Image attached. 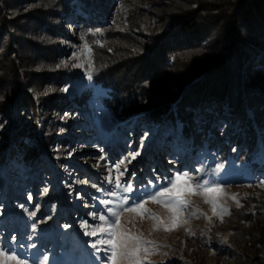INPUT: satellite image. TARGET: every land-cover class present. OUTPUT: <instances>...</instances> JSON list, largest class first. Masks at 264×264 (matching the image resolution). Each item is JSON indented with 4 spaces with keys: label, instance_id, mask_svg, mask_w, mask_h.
Returning <instances> with one entry per match:
<instances>
[{
    "label": "rangeland",
    "instance_id": "obj_1",
    "mask_svg": "<svg viewBox=\"0 0 264 264\" xmlns=\"http://www.w3.org/2000/svg\"><path fill=\"white\" fill-rule=\"evenodd\" d=\"M116 1L113 31H146L159 21L160 7L168 0ZM76 3L78 18L64 22L67 37L62 36L59 44L61 62L74 74L66 94L86 99L65 110L66 120L61 118L66 128L57 133L61 132L64 154L59 160L52 156L61 167L32 170L16 160L19 165L9 168L1 164L4 154L0 153V167L4 166L0 168V264H104L106 253L98 249L106 246L92 245L107 238L97 226L114 221L111 212L120 213L118 233L142 237L139 242L128 240V248L138 247L139 252L120 264H240L237 252L258 256L253 239L264 235V178H260L264 174L233 156L222 161L218 153L195 152L190 143L173 131L164 133L159 124L129 127V122L119 120L114 106L108 105L111 92L92 76L107 62L102 46L110 28L85 29L78 20L87 16L82 4ZM126 75L135 78L133 73ZM134 153L139 155L133 159ZM177 172H188L193 187L197 181H207L206 187L218 185V191L207 194L215 202L216 214L213 204L199 194L185 195L190 203L176 215L175 227L173 214L160 203L147 200L144 208L150 213L142 208L125 210L166 186V179ZM128 184L132 191H122ZM178 184L183 185V179ZM150 214L159 219L148 218ZM100 215L109 219L101 221ZM94 230L96 235L91 234Z\"/></svg>",
    "mask_w": 264,
    "mask_h": 264
},
{
    "label": "trees",
    "instance_id": "obj_2",
    "mask_svg": "<svg viewBox=\"0 0 264 264\" xmlns=\"http://www.w3.org/2000/svg\"><path fill=\"white\" fill-rule=\"evenodd\" d=\"M75 1L85 29L110 28L107 62L92 76L111 92L119 120L159 124L195 152L264 174V0H168L146 31H113L116 0H0L2 165L61 167L52 157L64 154L61 118L86 99L66 94L74 74L61 62ZM253 241L263 255L237 252L240 264H264V235Z\"/></svg>",
    "mask_w": 264,
    "mask_h": 264
},
{
    "label": "snow or ice",
    "instance_id": "obj_3",
    "mask_svg": "<svg viewBox=\"0 0 264 264\" xmlns=\"http://www.w3.org/2000/svg\"><path fill=\"white\" fill-rule=\"evenodd\" d=\"M91 78V77H89ZM136 155H139V153L133 154V159ZM123 163V161H121ZM118 167V166H117ZM219 167V166H218ZM183 179L184 184L179 185L178 182ZM192 179L193 177L188 172L183 173H175L172 176L168 177L166 179V186H160L159 190L154 191L151 193L146 200H141L139 202H135V207H129L125 209L126 211H136L137 208H142L144 212L150 213V210L147 208H144V204L147 203V200H151L154 203H160L164 207H166L173 215L170 217L173 220V227L176 226V215L183 209L188 207L190 201L185 199V195H203L205 196V202L206 203H212L213 204V213L216 214V206L214 201H210L207 198V194L211 191H218L219 187L218 185H212L211 187H206L208 185V182L205 181L204 183H200L199 181L196 182L195 186L192 185ZM117 188H120L121 185L119 182L116 184ZM122 191L129 192L132 191V186L128 184L127 186L123 187ZM113 195L117 194L115 192L112 193ZM199 211L197 209L196 211L192 212V215H196V212ZM119 215L118 212H111V216L115 217L116 219L114 221H111L107 224V227L98 225L97 230L101 233H104L106 235V239H101L93 243V247L96 248L97 244L105 245L106 247L102 250L106 253V259L104 264H120L121 260H128L134 256L137 255L139 252V248H128V240H136L141 241L142 237L139 236H132L127 233H118L117 232V226L119 224ZM150 219H159V217L155 216V214H150ZM99 219L101 221H107L109 218L105 215H100ZM186 222V221H184ZM157 225H153V229H156ZM170 230V229H166ZM92 235H96V231L94 230ZM119 235V240H117V236ZM127 236L128 239H125ZM148 243H151L150 241ZM147 251V249H145ZM13 258V257H9ZM138 264V262H137Z\"/></svg>",
    "mask_w": 264,
    "mask_h": 264
}]
</instances>
